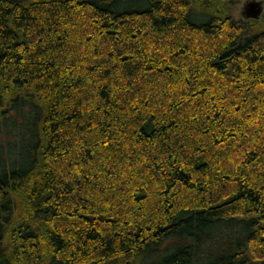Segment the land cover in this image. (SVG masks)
<instances>
[{
    "label": "trees",
    "instance_id": "obj_1",
    "mask_svg": "<svg viewBox=\"0 0 264 264\" xmlns=\"http://www.w3.org/2000/svg\"><path fill=\"white\" fill-rule=\"evenodd\" d=\"M238 0H0V264H264V12Z\"/></svg>",
    "mask_w": 264,
    "mask_h": 264
},
{
    "label": "water",
    "instance_id": "obj_2",
    "mask_svg": "<svg viewBox=\"0 0 264 264\" xmlns=\"http://www.w3.org/2000/svg\"><path fill=\"white\" fill-rule=\"evenodd\" d=\"M264 12L263 1H252L246 4L244 16L246 19H259Z\"/></svg>",
    "mask_w": 264,
    "mask_h": 264
},
{
    "label": "rangeland",
    "instance_id": "obj_3",
    "mask_svg": "<svg viewBox=\"0 0 264 264\" xmlns=\"http://www.w3.org/2000/svg\"><path fill=\"white\" fill-rule=\"evenodd\" d=\"M252 1L254 0H238V3L233 10V16L236 20H246L244 16V9L246 4ZM255 1H263L264 3V0H255Z\"/></svg>",
    "mask_w": 264,
    "mask_h": 264
}]
</instances>
